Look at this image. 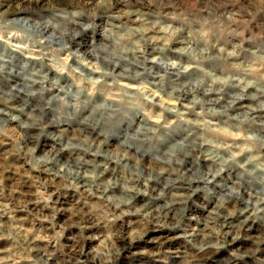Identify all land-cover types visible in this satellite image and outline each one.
<instances>
[{"label": "clouds", "instance_id": "9594fccd", "mask_svg": "<svg viewBox=\"0 0 264 264\" xmlns=\"http://www.w3.org/2000/svg\"><path fill=\"white\" fill-rule=\"evenodd\" d=\"M0 264H264V0H0Z\"/></svg>", "mask_w": 264, "mask_h": 264}]
</instances>
